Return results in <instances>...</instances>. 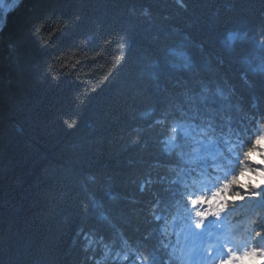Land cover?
Returning a JSON list of instances; mask_svg holds the SVG:
<instances>
[{
	"label": "trees",
	"instance_id": "16d2710c",
	"mask_svg": "<svg viewBox=\"0 0 264 264\" xmlns=\"http://www.w3.org/2000/svg\"><path fill=\"white\" fill-rule=\"evenodd\" d=\"M205 86L264 123V0H22L0 32V264L148 250L180 163L172 115ZM243 161L242 223L264 202V135ZM252 223L264 240V214Z\"/></svg>",
	"mask_w": 264,
	"mask_h": 264
},
{
	"label": "bare ground",
	"instance_id": "6f19581e",
	"mask_svg": "<svg viewBox=\"0 0 264 264\" xmlns=\"http://www.w3.org/2000/svg\"><path fill=\"white\" fill-rule=\"evenodd\" d=\"M21 1H20V3H21ZM11 4H12V1H11ZM9 6H8V8H9ZM18 6H16V7H18ZM188 91H191V89H188ZM205 91H203L202 93H196V92H193L192 93V92H190L189 95H185L184 94V97H182V100H183V103H181L182 105L179 103V105H181V107H180L181 110L175 111V113L172 115L173 124L180 123L182 121V118H183V115H184L183 114V111H188V110H195L196 111L197 110L199 112H204V113L209 114L210 110L212 109L211 108L212 107V104L209 101V96L211 97V95L213 94V89L211 87H209V86H205ZM206 97H207V99L209 101V106L208 107H205L203 105V100ZM187 105H189V106H187ZM196 116H197V114H194L193 115V118H195ZM192 125H194L196 127L195 123H193V122H192ZM210 129H211V127H210ZM170 135H172V133H170ZM214 136H217V135L214 134ZM198 141L201 142V140H198ZM197 147H200V145H197ZM183 168L186 169L185 166H183ZM177 170H178V176H179L180 182L181 183H185L186 182V179H187L186 172L179 165H177ZM193 175H194V179L196 178V180H198L197 179V176L195 175V170L193 172ZM172 185H173V183H172ZM197 189L199 190L198 187H197ZM254 214L255 215H258V216H261L262 214H264V212L261 209H257V210H255ZM256 218L257 217H255V219ZM244 219L246 220V218H244ZM241 228L242 227H238L237 230H240L241 231ZM120 249H122V247H119L116 250V252L118 254V258L119 259H123V258H125V256H124L123 252L120 251Z\"/></svg>",
	"mask_w": 264,
	"mask_h": 264
},
{
	"label": "clouds",
	"instance_id": "9594fccd",
	"mask_svg": "<svg viewBox=\"0 0 264 264\" xmlns=\"http://www.w3.org/2000/svg\"><path fill=\"white\" fill-rule=\"evenodd\" d=\"M243 199V197H240ZM227 211V208L225 209ZM251 234V241L248 240V235ZM259 233H253L252 228L249 226L245 230V243L249 245L251 248L260 249V255L264 256V240H257Z\"/></svg>",
	"mask_w": 264,
	"mask_h": 264
},
{
	"label": "flooded vegetation",
	"instance_id": "af4514ba",
	"mask_svg": "<svg viewBox=\"0 0 264 264\" xmlns=\"http://www.w3.org/2000/svg\"><path fill=\"white\" fill-rule=\"evenodd\" d=\"M12 0H0V19L2 18L3 12L7 9L10 5Z\"/></svg>",
	"mask_w": 264,
	"mask_h": 264
},
{
	"label": "water",
	"instance_id": "95a60500",
	"mask_svg": "<svg viewBox=\"0 0 264 264\" xmlns=\"http://www.w3.org/2000/svg\"><path fill=\"white\" fill-rule=\"evenodd\" d=\"M20 1L21 0H13V4L11 5V8L7 12L11 11L14 7L18 6ZM6 16H7V13L4 14V17ZM4 22H6V18H4ZM2 26L3 25L0 26V30L2 29Z\"/></svg>",
	"mask_w": 264,
	"mask_h": 264
}]
</instances>
